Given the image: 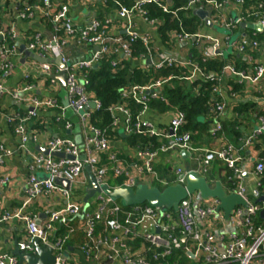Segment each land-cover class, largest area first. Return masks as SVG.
<instances>
[{"label": "built area", "instance_id": "2783aa9c", "mask_svg": "<svg viewBox=\"0 0 264 264\" xmlns=\"http://www.w3.org/2000/svg\"><path fill=\"white\" fill-rule=\"evenodd\" d=\"M10 12L3 15L6 22L0 24V97L9 96L12 100L21 101L28 107L25 114H13L6 117V120L13 125L14 133L19 140V147L26 150L28 142L37 135H31L28 130V122L38 117L39 111H56V121L64 118L66 111L73 113L79 122L83 133L80 141L61 138L60 136L47 138L44 141V148L49 151L47 156L42 153H30L31 163L29 166L30 175L27 181L28 191L25 205L33 199L54 195L65 201V205L53 209L45 220L33 214L19 211L13 215L5 214L1 221L16 219L23 223L26 232V240L18 245L21 253H33L32 242L38 241L40 246H48L52 250L54 257L53 264H171L167 259L173 252H180L186 260L194 264H264V226L255 227L253 218L261 210L254 204L262 194L261 179L264 177V159L255 156L248 159L252 164V172L255 177L253 188L251 189V202L248 198L246 187L242 184L243 176L247 173V165L241 159V152L259 143L258 138L264 135V113L258 116L256 126L246 135L241 144L236 146L226 143L218 150H200L194 148L190 143L189 133H179L184 122V115L178 111H169L165 114L169 117L168 129H160L144 118L149 113L148 104L151 100L160 99L162 88L172 79V75L164 79H157L145 86L130 85L119 90V95L123 100H131L140 107L137 114H133L131 109L123 102L109 108L112 117V125L117 127L125 135L147 134L159 141V148L155 150H135L138 163H135L131 171H127L121 161H115L113 172L116 176L127 178L121 186L134 188L142 184L143 179H152L160 182L153 169V161L160 153L170 150L185 151L187 155L191 153H202L198 173H205L211 164L217 160L224 164L233 173L237 181L235 193L245 202L246 208L237 207L233 210L227 221L224 220L221 212H217L218 201L208 199L200 201L195 205L193 197L182 201L178 210L173 214L169 211L162 212L158 208L147 205L129 207L112 201L106 196L94 198V208L88 212V208L81 219L78 231L83 235V242L78 247V252L84 259L79 260V255L74 252H67V240L72 229H68L67 235L59 233L60 226L67 227L71 219H77L81 214L83 205L70 203L73 197L71 187L74 185L87 186L88 174L86 167L90 168L91 174L99 185L107 184L105 177L106 169L99 165V154L108 152L111 142L106 138V132L94 127L91 123V114L101 109L98 100L93 99L87 91L89 79L85 71L97 66L99 61L105 56H114L111 66L116 68L122 60L129 62L139 60L145 66L150 65L154 70H165L168 68H188L190 75L180 80L192 82L194 79H205L209 82L217 81L219 84L225 75H230L241 84H257L264 76V67L258 62L254 63L252 73L236 71L232 66L227 65L222 70L221 76L214 74L204 75L199 68L191 61L177 54L168 51L155 49L150 38L146 34H139L133 28V20L139 19L143 24L148 25L156 31L160 24L158 20L147 16L144 7L154 4L161 8L162 12H170L163 0H134L130 8L121 6L113 1L118 10L115 15L122 21L121 31L111 34L110 27L114 25L109 17L103 24L93 19L82 29L75 28L67 14L66 6H58L54 0H40L38 4L30 5L27 0H11ZM199 0H191L194 5ZM209 9V17L212 23L231 31L246 17L256 19L252 24H259L264 31V7L258 5L257 11L239 13L237 20L227 21L222 9L225 6L235 5L240 8L243 0H226L217 3L213 0H202ZM21 8V9H20ZM173 13V12H171ZM39 18L47 19L51 24L49 36L36 32L28 40L25 50L46 58V63H35V77L41 80V84L47 82L51 89L49 92L55 96L58 93V81L53 76L58 75L61 69L52 61L58 56L64 65L65 94L63 105H58L55 97L46 98L33 94L37 85H23L9 89L7 82L14 73L17 66V56L21 45V34L16 30L14 20L33 21ZM62 32L63 36H59ZM173 39L177 42H198L207 44L202 50L205 59L215 58L221 55L222 42L217 38L208 35H188L181 30L179 34H173ZM139 42L145 53L139 58L132 56L131 46ZM79 46L87 51L90 47L96 50L89 54L87 58L74 60L67 55V50L72 46ZM231 48L238 54H246L247 50H257L259 45L256 41L243 36L238 43ZM35 61V60H34ZM51 61V62H50ZM149 61V63H147ZM29 78V75L25 76ZM40 84V85H41ZM32 93L31 95H28ZM91 103L94 107H91ZM225 101L213 104L215 116L212 119L211 133H219L224 139L221 121L226 116L228 106ZM60 115V116H59ZM65 129L68 132L73 130V125L66 122ZM63 153L64 158L57 159L50 154ZM0 155V164L2 162ZM70 157V158H68ZM44 174V177L38 174ZM181 175V171H177ZM56 180H66L69 188L56 184ZM183 183L182 179H177L173 184ZM145 184V183H143ZM119 187V186H118ZM166 187V186H165ZM212 218H216L212 220ZM79 219V218H78ZM204 222V230L197 226V221ZM213 221H224L231 226V231L227 234L217 235L212 231ZM158 230V231H157ZM178 230V235L174 231ZM220 243L222 246H218ZM149 244L150 247H147ZM152 252L150 258L146 254ZM0 264H18V259L13 256H1ZM177 264V263H173Z\"/></svg>", "mask_w": 264, "mask_h": 264}, {"label": "trees", "instance_id": "16d2710c", "mask_svg": "<svg viewBox=\"0 0 264 264\" xmlns=\"http://www.w3.org/2000/svg\"><path fill=\"white\" fill-rule=\"evenodd\" d=\"M115 1L126 8H130L134 4V0ZM190 1L191 0H172L170 5H166L170 11L168 13L162 12L161 8L154 4L146 5L144 7L147 12V16L151 19L158 20L160 23L156 28V34L168 52H171L168 49L169 45H173L175 42L173 34H179L182 30L188 35H196L202 33L203 30L206 29L204 23L192 13V6L194 8H198L200 6L204 7L206 4L202 0H199L194 5H191ZM213 1L223 3L226 0ZM230 1L233 2L234 0ZM11 2V0H0V24L1 21H3V15L10 12L9 9ZM39 2L40 0H30L28 4L33 5L38 4ZM259 4L264 7V0H243V5L240 7V13L245 14L247 12L257 11ZM117 10L118 7L113 1L104 0L103 14H99L96 17V20L103 24L104 20L111 17V15ZM42 21L50 31L51 24L49 21L47 19ZM255 21V18L246 17V15H244V22L253 23ZM239 30L240 27L237 25L233 32H237ZM59 36H63V33L60 32ZM246 37L250 40L256 41L259 45L257 50H247V56H249L252 61L256 60L258 55H260L264 49V31L254 33L253 31L248 30L246 32ZM206 45L207 44L200 43L192 45L189 49L193 57L191 62L196 65L204 75L214 74L215 76H221L223 68L228 64H231L236 71H243L247 68V65L242 59L243 55H236L234 52L229 54L227 57L220 55L211 59L203 58L201 52ZM70 48L81 50V47L76 45ZM131 48L132 56L134 58H139L140 55L145 53L143 46L139 42L133 44ZM78 59H82V57ZM113 59H115L114 56H105L99 61L96 68L93 67L91 70L85 71L89 79L87 91L92 95L93 99L98 100L101 104V109L92 112L90 118L91 123L94 127L104 130L106 132V138L110 140V142L113 143L123 140L126 143V146L132 150H155L159 148V141L147 134L124 135L122 138L120 135L121 131L112 125V117L109 113V108L124 102L131 109L134 115L137 114L140 111V107L135 105L131 100L121 99L119 90L130 85L145 86L157 79H164L169 75L176 77V79H172L167 85H165L159 94V96H162L165 99V102L160 99L151 100L148 104L149 113L154 115H165L169 111H178L183 113L184 122L179 130V133H189L191 136L190 143L197 149L204 146V144H207L208 146V144L212 142L213 138L219 134L217 133L213 135L210 131V124L215 116L213 104L215 102L223 101L222 97L216 93V89L219 85L217 81L209 82L205 79H199L189 83L188 81L177 79L188 77L190 75V70L188 68H168L161 71L149 68L147 71H144L139 68H131L130 62L126 60H122L120 65L113 68L110 64ZM253 67L254 64L252 68ZM226 83L230 88V97L234 98H240L237 95H241L245 88H249L247 84L237 83L231 76H228ZM55 99L58 105H63L62 93H57ZM263 113L264 111L257 113L256 106L253 102L236 100V102L232 104L231 117L227 119L224 118L221 121L223 135L228 138L230 143L239 146L244 138V131L247 126L252 124V121L256 120V118ZM49 119H51V123L49 122L47 125L48 128H56L55 132L58 133V136L61 134L63 136H67L68 131L65 129L66 122H70L73 125L67 117L59 119L58 121H56V118L53 117H50ZM38 120L40 119L37 117L31 119L28 122V130L44 132L46 126L41 125V121ZM258 140L259 143L255 144L254 147L257 150L261 149L259 158L264 159V149L262 150V148H264V135H261ZM117 152L116 150H112L110 148L108 152L99 154V165L104 167L107 172L105 182L111 187L121 186L126 181L125 177L116 176L113 172L115 161L111 160V156H114L117 161L123 160L122 155H118L119 153ZM198 154L197 162L200 165L202 153ZM216 166L218 169L215 172L214 168ZM192 169L201 171L199 167H197V169ZM222 171L224 174L220 178L213 175L214 173L217 174V172L220 174ZM198 174L204 176L210 186H212L213 181L216 179L219 180L227 193H232L236 189L237 181L234 179L232 171L217 160L213 162L212 169L207 170L206 173L198 171ZM153 182L148 184V186L160 188ZM261 182L262 187L260 188V194H263L264 177L261 179ZM171 184L172 183L168 182L167 186ZM254 204L258 207L261 206V204L257 203L256 200L254 201ZM124 208L126 210H130L129 207ZM169 212L172 214L174 213L172 210ZM253 225L255 227L264 226V220L259 217V212L253 218ZM59 232L62 235H67L68 229L61 228ZM174 234L178 235V230H175ZM73 241L75 242V239L69 237L66 244L69 246L73 245ZM146 246L150 247L149 244H146ZM73 252L79 255L80 261L84 262L83 257L79 254L76 248H74ZM151 255L152 252L146 254L147 258H150ZM167 261L171 264H194L183 258L180 252H173Z\"/></svg>", "mask_w": 264, "mask_h": 264}, {"label": "crops", "instance_id": "0c3cea01", "mask_svg": "<svg viewBox=\"0 0 264 264\" xmlns=\"http://www.w3.org/2000/svg\"><path fill=\"white\" fill-rule=\"evenodd\" d=\"M28 2L30 0H27ZM166 5H168L167 0H163ZM54 4L58 6H66L67 8V14L70 18L72 24L75 26V28L82 29L86 27L93 19H96V17L99 14H103V6H104V0H54ZM199 8V7H198ZM197 9L192 6V13L193 11ZM204 10L209 12V9L207 6L203 7ZM241 8H238V6L235 5H229L225 6L222 9V14L224 18L229 21L232 20V14H235L238 16L240 13ZM114 23L115 27H110L111 34H116L121 31V25L122 21L113 13L110 17ZM4 22L6 20L3 19ZM247 23V22H244ZM252 24V23H247ZM14 25L16 27V30L21 34V45H24L27 43L28 39L31 35H33L36 32L44 33L46 36H49V30L45 26V23L39 19L36 18L33 21L25 20H14ZM216 29L208 28L203 30L201 35H208L214 38H217L222 42V52L221 55L223 57H227L232 52L236 53V55H241L235 52L231 46L235 43H238L240 39L243 36H246V32L249 29H242L240 28L239 31H231L228 28L232 35H235L236 41L232 44H230V37L229 36H223L220 35L217 32V28H222L219 25H215ZM133 28L136 32L139 34H146L149 36L150 41L152 45L155 47L156 50L159 52L166 51L167 49L163 45V43L158 38V35L156 34V31L154 29H151L148 25L143 24L139 19L133 20ZM251 31V30H249ZM254 32V31H253ZM263 32V31H262ZM257 33V32H254ZM199 34V35H200ZM175 41V40H174ZM200 44L198 42L188 41V42H177L175 41L173 45H169V51H171L174 54H177L183 58H186L189 61H192V54L190 53L189 49L192 45ZM95 47L88 48L87 51L84 50H77L69 48L67 50V55L71 57L72 59H78L80 57L87 58L90 53L95 51ZM201 52V50H200ZM202 54V52H201ZM17 66L12 74V76L9 78L7 82V87L9 89L22 87L23 85H37V89L33 92L34 95L39 97H56L53 94H51L48 88L49 84L47 82L41 84V80H38V78L35 77V70L34 65L36 61L29 57H25L23 53L18 51L17 56ZM243 61L247 65V68L243 71L246 74L252 73V66L254 63L258 62L264 67V49L258 55L256 60H251L249 56L246 54H243L242 57ZM38 63V62H36ZM131 68H139L144 71H147L150 68V65L145 66L141 61L135 60L130 62ZM231 66V64H228ZM58 68V67H57ZM234 68V67H233ZM29 75V78H26L25 76ZM230 75H225L223 79L221 80L220 84L218 85L216 89V93H218L223 101H225L228 106V110L226 113V116L224 118H230L231 117V110H232V104H234L237 101H245V102H253L256 106V111L263 112L264 111V76L263 78L257 83V84H247L249 88H245V90L242 92L241 95H237L240 98H234L230 97V88L227 86L226 80ZM232 77V76H231ZM234 78V77H232ZM234 80L237 82V79L234 78ZM190 83V82H189ZM41 84V85H40ZM58 93H62L61 90L64 89V87H61V85L58 82ZM32 93H29L28 95H31ZM63 96L65 94V90L62 93ZM20 111V112H19ZM28 111V107L24 105L21 101H14L9 96H2L0 97V155L2 156V162L0 164V255L1 256H13V252L15 249V245L18 248V245L26 240V232L24 229V225L21 221L16 219H10L8 221H1L2 216L5 214L13 215L19 211L26 212L29 214H33L39 218V220H45L49 212H51L53 209H56L58 207H61L62 205H65V201L58 196L54 195H46L42 196L36 199H33L31 202L25 205V201L27 198V191H28V185L27 181L30 175L29 166L31 163V157L30 153H38L37 148L41 147L44 148V141L47 138H52L58 136V133H56V128L51 127L48 128L49 122L51 123L50 117H57L56 111H39L38 113V121H41V125L46 126L44 132H36V131H30L29 133L31 135L36 134L37 139L33 140V138L28 142V145L26 147V150H22L19 147V140L17 136L14 133L13 125L10 124L6 117L11 116L13 114H25V112ZM68 111L65 112L64 117H67L69 120H71L68 116ZM263 115V114H262ZM60 116V115H59ZM223 118V119H224ZM258 118V117H257ZM257 118L256 120L252 121V124L247 126V128L244 131V137L248 135L251 130L256 126L257 124ZM146 121L152 123L153 125L159 127L160 129H168L169 127V117L166 115H154L151 113H148V115L144 118ZM222 119V120H223ZM212 123L210 124V130L212 128ZM82 131L81 127L79 126V122L76 124L73 123V130L71 132H68L67 136H71L72 139L77 141H80L82 138ZM121 137H124V133L120 132ZM60 136V135H59ZM226 143H230L228 138L224 136V139L218 134L213 138L212 142H210L207 146V144L204 146H201L199 148L200 150H215L218 151L222 149ZM112 150H116L118 155H122V165L125 166V169L127 171H131V168L135 163H138V160L136 158V152L135 150L129 149L126 146V143L123 140L117 141V142H111ZM264 148H262L263 150ZM174 151L178 152V157L181 160L186 161V163L183 165V168H178L174 172V177L169 176L170 169L167 167V161L165 160L166 154L169 152ZM261 149L257 150L255 147H251L249 149H246L241 152V159L242 161L247 165V173L243 176V180L241 181L242 184L246 187V190L252 189L254 185L255 177L252 172V164L248 162L249 157L253 158L255 156H260ZM180 151L178 150H170L165 153H160L155 160L153 161V169L155 173L157 174L158 179L160 182H153L152 179H143V183L146 185L150 183H156L161 187L167 186V183H175L177 179H179V174L177 171H181V173L187 171V170H193L192 168L198 167V157L195 156L190 161L189 155H187L186 159H183L180 156ZM129 161V162H128ZM213 164V163H212ZM212 164L209 167L208 170L212 169ZM218 167L216 166L214 168L215 172L217 171ZM197 171V170H194ZM206 173V172H205ZM224 172L222 171L220 174L217 172L213 175L216 177H222ZM40 177H44V174H38ZM201 176V175H200ZM204 177V176H202ZM127 180V178H126ZM215 182H219V180H215L212 183V186L215 184ZM142 183V184H143ZM220 183V182H219ZM171 184V185H172ZM221 184V183H220ZM75 188L72 186V199L70 203L73 204H80L82 203L78 202V199L81 198L78 196H74V190L76 189L78 185H74ZM222 186V184H221ZM85 188L84 186H81ZM224 189V187L222 186ZM79 190V189H76ZM94 204V203H93ZM92 210L89 212L93 211ZM221 212V211H219ZM222 213V212H221ZM216 218H212V220H215ZM212 223V231L213 233L217 235L227 234L229 231H231V226L227 225L224 221H213ZM81 219H71L68 222L67 227H64V229H72L73 232L69 233V237L75 239V242L73 241V245H70L72 247V251L68 252L69 254L74 251V248L78 249V247L82 244L83 235L80 231H78V227L80 226ZM197 226L201 230H204V222L197 221ZM63 227V226H62ZM60 226L59 229L62 228ZM60 233V232H59ZM219 248H221V244L218 243ZM69 247V245H67ZM16 258V257H15Z\"/></svg>", "mask_w": 264, "mask_h": 264}, {"label": "water", "instance_id": "95a60500", "mask_svg": "<svg viewBox=\"0 0 264 264\" xmlns=\"http://www.w3.org/2000/svg\"><path fill=\"white\" fill-rule=\"evenodd\" d=\"M168 5L172 3V0H167ZM199 20H201L204 25L208 28L216 29V26L209 17V12L203 9V6L195 9L193 11ZM232 20L235 22L237 17L232 14ZM239 27L242 29H249L251 31L260 33L263 31L259 24H247L240 23ZM124 31H121L123 34ZM19 50L24 54L25 57H29L38 63H46L48 60L43 57H39L27 50H25L24 45H20ZM61 57L58 56L52 61L54 64L61 69L58 75L53 76V78L59 82L61 87H65V72L64 65L60 62ZM51 62V61H50ZM149 63V61H147ZM96 68V66H94ZM130 77V73H129ZM197 79H194V81ZM91 107L94 104L91 103ZM32 110V109H28ZM68 134V132H67ZM37 151L47 156L49 151L45 148L38 147ZM180 156L183 159L187 158L185 151H180ZM52 157L57 159L64 158L63 153L53 152L50 154ZM70 158V157H68ZM86 172L88 174V185L84 188L83 195L78 199V202L82 203L83 208L81 214L78 216L79 219L83 218L86 209L89 207V203L92 199L97 196H106L112 201L121 203L124 207H133L140 205H147L152 208H158L162 212L170 211L176 212L178 210L179 204L186 200L187 198L193 197L195 199V205L203 200L215 199L218 201L216 211L222 212L225 221L229 219L233 210L237 207L246 208V202L235 192L227 193L221 186L219 182H215L213 186H210L206 178L200 176L194 170H187L183 172L179 179L183 180L181 184H172L166 186L162 189L157 187H149L146 184H139L134 188L119 186L111 187L108 184L99 185L97 180L90 172V168L86 167ZM56 184L63 186L64 188H69V183L66 180H56ZM257 203L261 204V210L259 211V217L264 220V193L256 200ZM158 231V230H157ZM33 253H21L17 246L13 255L18 259V264H53L54 257L52 255V250L48 246H40L37 240L32 242ZM72 251V247H67V252L65 253V258L68 256V252Z\"/></svg>", "mask_w": 264, "mask_h": 264}, {"label": "rangeland", "instance_id": "374dc122", "mask_svg": "<svg viewBox=\"0 0 264 264\" xmlns=\"http://www.w3.org/2000/svg\"><path fill=\"white\" fill-rule=\"evenodd\" d=\"M113 27H115L114 25L112 26V28ZM217 32L220 34V35H223V36H229L230 37V44H232V43H234L235 41H236V37H235V35H232L231 33H230V31L229 30H227V29H223V28H217ZM48 88L51 90V89H53V88H50V86H48ZM61 92L63 93L64 92V89H62L61 90ZM68 113V116H69V118L71 119L70 121L72 122V123H77L78 122V119H77V117L73 114V113H71L70 111H68L67 112ZM60 137L61 138H69V139H71L72 137L71 136H63L62 134L60 135ZM199 154L198 153H191V152H189V159H188V161H190L191 162V160L193 159V158H195V156L197 157ZM165 160L168 162L167 163V167L170 169V174H169V176L171 177V176H175L174 175V172L178 169V168H180V169H182L183 168V165L186 163V161H184V160H181L179 157H178V152H174V151H171V152H169L168 154H166V157H165ZM143 182V181H142ZM153 185V184H152ZM155 185L156 186H159L158 184H156L155 183ZM74 188H75V186H73ZM160 188H162L161 186H159ZM253 188V187H252ZM76 189H79V190H76ZM76 189H73L74 190V196H75V194H76V196H78V197H80V196H82L83 195V191H84V188L83 187H81V185H78L77 186V188ZM247 192H248V198H249V200L252 202L253 201V198H251V195H250V193H251V188L249 189V190H247ZM93 201H94V199H92L90 202L92 203V205H93ZM92 205L87 209L88 210V212L89 211H91L92 210ZM191 262V261H190Z\"/></svg>", "mask_w": 264, "mask_h": 264}]
</instances>
